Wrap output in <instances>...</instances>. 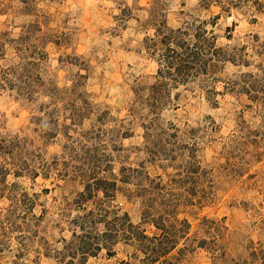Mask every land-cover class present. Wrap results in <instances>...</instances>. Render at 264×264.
Wrapping results in <instances>:
<instances>
[{
    "label": "rangeland",
    "instance_id": "rangeland-1",
    "mask_svg": "<svg viewBox=\"0 0 264 264\" xmlns=\"http://www.w3.org/2000/svg\"><path fill=\"white\" fill-rule=\"evenodd\" d=\"M0 264H264V0H0Z\"/></svg>",
    "mask_w": 264,
    "mask_h": 264
},
{
    "label": "trees",
    "instance_id": "trees-1",
    "mask_svg": "<svg viewBox=\"0 0 264 264\" xmlns=\"http://www.w3.org/2000/svg\"><path fill=\"white\" fill-rule=\"evenodd\" d=\"M184 50H185V48H184ZM182 52H183V49H182ZM189 53H190V51L188 52V50L185 52V55L184 56H188L189 55ZM184 60V59H183Z\"/></svg>",
    "mask_w": 264,
    "mask_h": 264
}]
</instances>
